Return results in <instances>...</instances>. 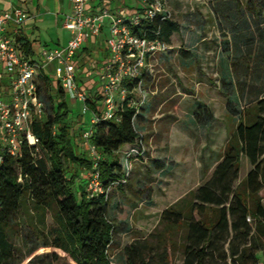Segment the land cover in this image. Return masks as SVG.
<instances>
[{"label":"trees","instance_id":"16d2710c","mask_svg":"<svg viewBox=\"0 0 264 264\" xmlns=\"http://www.w3.org/2000/svg\"><path fill=\"white\" fill-rule=\"evenodd\" d=\"M179 30L177 21L161 20V16L134 27L139 35L151 39L157 35L169 46ZM16 41L27 56H33L31 41L24 37ZM45 69L39 72L38 93L42 100L41 92H46L50 112L46 113L44 107L43 115L31 122L37 146L23 140L18 153L4 152L0 163V264H15L9 230L30 203L42 225L51 212L53 227L48 230L46 244L66 253L70 264H111L109 248L115 225L109 215L108 192L125 185L133 162L142 163L147 155L137 128L143 114L129 105L130 100L139 98L137 88L142 86L146 74L124 80L129 94L124 101H118L111 119H103L102 96L86 98L84 105L99 120L83 131H92L89 142L101 152L98 170L103 186V192L89 195L88 179L77 189L75 186L82 176L78 168L93 170L92 161L78 151L73 140V109L65 100L68 93L58 79L53 84ZM118 153L120 158L115 157ZM242 157L252 165L243 178ZM262 190L264 97H259L240 112L238 124L210 178L162 211L161 231L124 248L125 264H172L175 251L182 258L177 264H258V253L264 249ZM179 232L183 236L177 243L174 237ZM54 257L58 258L56 254Z\"/></svg>","mask_w":264,"mask_h":264},{"label":"rangeland","instance_id":"374dc122","mask_svg":"<svg viewBox=\"0 0 264 264\" xmlns=\"http://www.w3.org/2000/svg\"><path fill=\"white\" fill-rule=\"evenodd\" d=\"M126 1L132 8L142 5L140 0ZM49 5L43 3L45 10L41 13L49 22L38 21L33 38L53 46L57 44L55 35L62 24L57 26ZM167 8L170 18L180 24V31L169 50L147 61L149 65L142 70L146 78L138 91L139 98L134 97L137 103L144 99L138 106L144 119L137 128L147 155L142 163L133 162L125 185L108 192L109 215L115 225L109 248L111 264H125L124 248L136 240L147 239L154 231H161L162 211L210 178L238 124L240 112L264 97V0H167ZM108 35L106 23L97 44L99 48L88 56L83 51L78 53L79 89L94 99L102 92L93 77L97 75L87 63L91 58L99 60L98 54L104 55V50L109 57ZM183 51L188 54L184 55ZM45 71L55 85L54 66L48 65ZM41 97L45 112L49 113L50 102L44 90ZM65 100L73 109L71 121L76 148L91 159L90 142H84L80 126L86 120L89 122L93 113L89 110L86 114L84 103L69 95ZM116 100L118 103L120 98ZM115 157L120 158V154ZM251 168L249 160L242 157L240 177ZM78 169L82 176L77 179L75 189L90 178V170ZM75 194L79 197L76 190ZM261 195L264 204V190ZM27 206L9 230L16 252L15 264L72 263L66 253L46 244L48 230L53 227L51 212L42 225L32 203ZM182 236L179 232L174 240L180 243ZM258 257L264 264V249ZM172 259V264L179 263L180 252L175 251Z\"/></svg>","mask_w":264,"mask_h":264},{"label":"built area","instance_id":"2783aa9c","mask_svg":"<svg viewBox=\"0 0 264 264\" xmlns=\"http://www.w3.org/2000/svg\"><path fill=\"white\" fill-rule=\"evenodd\" d=\"M140 1V7L122 13L107 6L92 8L89 0H72L71 11L65 15L63 23L64 28L70 31L69 40L63 47L43 49L41 62L26 57L15 37L19 28L31 18L29 13L17 5H11L0 12V63L9 81L8 100L0 97V163L4 152L17 154L23 140L37 146L36 137L31 131V122L44 113V104L38 93V78L42 68L53 65L56 77L68 95L85 103L87 95L79 89L77 83L78 52L91 39L97 40L101 36L107 20L109 35L106 42L109 57L102 64L103 70L97 74V82L102 92L103 119L115 116L118 107L116 98L124 101L129 94L123 84L124 80L141 75L142 70L149 65V59L170 48L157 35L151 39L134 31V27L158 16H161V20L170 18L167 0ZM92 63L99 66L96 61ZM137 91H141L140 85ZM143 101L144 99L137 103L130 100L129 105L139 110L138 106ZM85 110L87 108L84 105ZM98 120L95 116L92 122L96 123ZM91 135V130L83 133L87 141ZM89 148L94 169L89 172L87 192L95 195L103 192L98 170L102 155L93 143L89 144Z\"/></svg>","mask_w":264,"mask_h":264},{"label":"crops","instance_id":"0c3cea01","mask_svg":"<svg viewBox=\"0 0 264 264\" xmlns=\"http://www.w3.org/2000/svg\"><path fill=\"white\" fill-rule=\"evenodd\" d=\"M43 3L50 4L49 6L51 8H49V9H52L54 11L51 14L56 18L55 22H56L57 26H59V24H62V29H59L57 31V34L55 35L56 36L55 39L57 41V44L53 45V46H49L47 44V42H42L41 39H38V38L34 39L33 38L34 37L33 33H34L35 28L39 27L38 26V21L45 20L46 22H49V18L45 17L43 14H41L45 10L42 7ZM114 3H115V5L112 6ZM11 5H17V6L21 7L26 12H28L30 17H31L27 22H25L19 28L18 33L15 34L16 35L15 36L16 40L18 38H23L24 37V38L28 39L29 41H31L33 43V47H32L33 56H30V57L25 54L23 48L21 47V43H19V48H20L21 52L24 55H26L29 59L37 61V62H41L42 61L41 52H42L43 49L60 48V47H63V46H65L67 44L71 34H70L69 30L64 28L63 23H64L65 15L70 13V11H71L72 0H50L48 2H46V0H0V12L3 11V10L8 9ZM29 5L32 6L31 9H30L31 6H29ZM89 6H91L92 8H98V7H102V6H107L110 9H112L113 11L122 12V13H127L128 11L131 10V9H128L127 7H125V6H128L129 8L133 7L130 4H128L126 0H89ZM132 9H135V8H132ZM106 23H108V25H109V21L108 20L106 21ZM65 31H66V33H65ZM10 33H12V30H11ZM177 33H179V32H177ZM177 33L173 34V36L171 38V45H172V41L174 39V36ZM98 42H99V38L97 40L96 39H91L80 51H83L84 54H87V56L91 55L92 50L93 49L96 50ZM98 48L99 47H97V49ZM103 52H104V55H102L101 52H100L101 54H98L99 60H96L95 58H91V61L89 63H87L89 65V67L91 69H93V73L96 74V75L98 74L99 71L103 70V68L101 67L102 63L100 64V62L105 63V60H107V51L104 50ZM92 61H96V62L100 61L99 62V66H96L95 64H93ZM79 66H80V69H81L82 65H79ZM0 69H1V72H0V97L2 99H8L9 81H8V77H7L6 73H5V69H4V67H3V65L1 63H0ZM93 77H94V80H97V77H95V76H93ZM88 111L89 110L87 109L84 112L87 114ZM94 117H95V115L93 114V116L89 120V122H88V120H86V122L84 121L83 125L80 126L82 131H83V128L84 129L92 128V120H93ZM83 140L84 139H82V141ZM84 142L87 143L88 141L84 140ZM220 160H221V158H220Z\"/></svg>","mask_w":264,"mask_h":264}]
</instances>
